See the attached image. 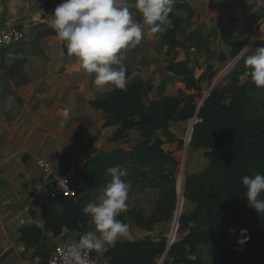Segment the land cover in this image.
I'll list each match as a JSON object with an SVG mask.
<instances>
[{
  "label": "crops",
  "instance_id": "obj_1",
  "mask_svg": "<svg viewBox=\"0 0 264 264\" xmlns=\"http://www.w3.org/2000/svg\"><path fill=\"white\" fill-rule=\"evenodd\" d=\"M61 2L0 0V21L10 20L26 34L24 40L0 50V264H47L55 245L78 238L67 229L58 235L44 230L41 248H28L21 239L24 229L44 227L46 223L41 195H46L44 186L48 176L38 166L39 159L50 162L54 175L60 177L68 162H77L80 170L88 159L100 153L131 149L142 135L139 127H134L127 132V138L113 139L121 124L105 125L108 115L95 102L117 88L96 86L95 74L85 72L77 58L67 52L65 43L50 29L49 16ZM126 2L144 35L140 44L122 50L121 63L115 67H123L127 84L145 85L148 91L145 100L164 96L182 98L197 91L189 89L182 77L168 70V65L188 59V66L194 70L202 87L200 101L196 98L198 110L214 87L212 82L208 86L210 80L200 77L201 73L209 64L220 66L228 62L233 66L230 62L235 60L232 43L244 48L245 35L252 33L264 19V0H175L173 12L154 33L140 19L134 0ZM175 23L182 28L177 29L175 38L165 43L166 30L174 29ZM194 31L206 41L209 54L199 52L192 42ZM237 66L239 62L235 69ZM189 120L170 121L169 129L176 140L164 144L166 152L179 155L181 128L188 125ZM159 133L162 135V130ZM190 151L188 173L205 170L210 164L206 153L211 150L192 146ZM79 170L76 189L83 183ZM130 170L127 169L128 175L122 179H136L146 188L136 195L139 205L135 209L129 207L128 211H144L145 197L146 203L153 204L149 209L151 214L161 189L150 185L153 175L149 168L139 167L133 173ZM144 171H148L149 176ZM105 186L93 191L88 203L95 198L99 200ZM148 192L154 199L146 200ZM185 207V214L190 215L196 203L187 200ZM122 213L118 219L130 227L127 236L117 242L150 236L155 239L167 224V219L155 223L150 232L140 228L129 214ZM86 229L95 231V226L91 222ZM109 247L95 251L100 264H110V258L105 255Z\"/></svg>",
  "mask_w": 264,
  "mask_h": 264
},
{
  "label": "trees",
  "instance_id": "obj_2",
  "mask_svg": "<svg viewBox=\"0 0 264 264\" xmlns=\"http://www.w3.org/2000/svg\"><path fill=\"white\" fill-rule=\"evenodd\" d=\"M179 28H182L179 23H175L174 29L168 28L164 42L175 38ZM191 37L199 52L210 53L198 31ZM232 45V56L236 58L243 47ZM262 46L264 40L257 39L254 48ZM246 57L238 61L240 66L232 72L230 89L215 85L199 110L196 98L200 97L202 87L188 66V59L171 62L168 70L182 77L189 89L197 91L195 94L145 100L148 94L145 85L135 83L127 84L126 91L117 88L98 98L95 105L108 115L105 125L121 124L113 134L115 141L127 138V132L134 127L142 131L141 138L131 149H116L88 159L79 170L83 183L75 196L50 198L42 194L46 223L44 227L22 231L26 247L41 248L44 230L58 235L67 229L77 237L87 232L91 218L83 208L91 193L110 179L107 168L116 165L131 169L132 173L139 167L149 168L153 175L150 185L161 189L148 218L139 212L130 213L138 226L154 228L155 223L168 217L172 220L178 201L180 161L172 152L165 151L164 144L176 140L169 129L171 120L186 121L197 115L190 144L209 148L211 151L206 155L210 164L200 173H186L184 197L196 203V208L190 215L182 216L189 227L178 231L164 264H264V214L249 207L242 184L245 175L264 174V88H258L252 80L241 82L240 76L248 73ZM260 93L263 99L258 97ZM230 94L232 100L227 103ZM242 229L247 231L242 233ZM166 247L165 236L147 237L116 242L105 255L110 264H156ZM202 247H208L212 256L219 257L218 261L207 262Z\"/></svg>",
  "mask_w": 264,
  "mask_h": 264
},
{
  "label": "clouds",
  "instance_id": "obj_3",
  "mask_svg": "<svg viewBox=\"0 0 264 264\" xmlns=\"http://www.w3.org/2000/svg\"><path fill=\"white\" fill-rule=\"evenodd\" d=\"M174 3L175 0H134L140 19L154 33L173 12ZM49 17L50 29L65 43L67 52L77 58L85 72L95 74L96 86L112 85L127 90L126 72L115 66L121 63L122 50L140 44L144 32L126 0H62ZM244 63L251 80L258 88H264V46L248 55ZM106 171L110 179L99 201L89 202L83 208L95 231H87L63 245L70 264H89L90 252L114 246L128 234L130 225L118 219L128 207L132 186L122 179L128 171L120 165ZM242 184L249 207L264 214V174L245 175ZM182 194L184 197V186Z\"/></svg>",
  "mask_w": 264,
  "mask_h": 264
},
{
  "label": "rangeland",
  "instance_id": "obj_4",
  "mask_svg": "<svg viewBox=\"0 0 264 264\" xmlns=\"http://www.w3.org/2000/svg\"><path fill=\"white\" fill-rule=\"evenodd\" d=\"M261 27L262 26H260V23H259V25L256 26V28L253 30L252 33L245 35V37H244L245 39L244 40L246 41V43L244 45V49L242 50V51L248 50L245 56L251 55V54H253L256 51L255 48H254V43L256 42L257 39H263L264 40V31H262V33L257 37V32L260 30ZM238 61H239V59L238 60L232 59L230 62H232V64L234 63L233 66L229 65L228 62H227V64H223V65L221 64L220 66L218 64H209L207 66V68L201 73L200 77L206 78V80H208V81L210 80L209 81L210 83L208 84V86L212 82V87H213V85L214 86L215 85H220V86H222V87H224L226 89H230V79H231L230 77H231L232 72L234 70H237V69H235V64ZM198 74H199V72H198ZM240 79H241L242 83L251 81L248 73H246V75L243 76ZM208 86L205 89H207ZM210 89H211V87H210ZM209 90L207 91V93H209ZM258 97L263 99L262 94L258 95ZM198 99H199L198 101H200L201 97H198ZM231 100H232V98H231V94H230L228 96V99L226 100V102L229 103V102H231ZM262 108L264 109V103L262 105ZM186 132H187V123H186V125L183 128H181V133H182L181 145L178 148L179 150H177L178 153H179V155H177L179 157H177V158H179L180 164L178 165V170H177L178 179H177L176 186H177V194H178V199L179 200L177 201V210H175V212H174V214H176L175 223H174V218L172 220H171V217L166 218L167 219V224H165V230L164 231H160L159 234H157V236H156V238L165 236L166 240H167V243L169 241L170 235H171L170 239H173L176 234L178 235V233H177L178 227H179V230H184V231H186V229L189 227V224L182 220V216L187 211L186 207H185V204H186L187 200L185 199V197H183L182 191H183V186L185 185L186 173L190 172L189 168L187 167V164H188L189 154L191 152L190 149L192 148L190 143L189 144L186 143L185 145H183L184 142H185L184 139L186 137ZM186 148H188L187 162H185V155H186V152H187ZM144 172H147L146 175L149 176V172L148 171H144ZM182 179H184V181ZM124 180L126 181V179H124ZM127 182H129L132 187H131V190H130L129 195H128V200H127L128 207H127V210L125 212H123L122 214L123 215H128V214L130 215V213L139 212L140 214L143 215V218H145V219L148 218L149 214H150L149 213V209L151 208V206L153 204L150 203V202L146 203L145 197L143 198V200H144V202H145V204L147 206V207H145V210H146V211L144 210L145 212L144 211H134V210L128 211L129 207H132L133 209H135L137 207V205H139L138 202H137L138 199L136 198V195L140 191L141 192H143V191L145 192V188L146 187H144L143 184L140 183V181L139 182L136 181V179H133V180H129L128 179ZM178 190H179V192H178ZM150 198L154 199V196H152L151 192H148V194L146 196V200H148ZM98 201L99 200L98 199L96 200V198H95L93 202H98ZM174 217H175V215H174ZM140 228H145L146 230H148L150 232L152 230H154V228H152V227L149 228L148 225L147 226L144 225V226H142ZM172 228H173V230H172ZM171 231H172V234H171ZM177 235H176V239H177ZM201 253H202V256L204 257V259L207 262H209V263L217 262L218 259H219V257H214V256L211 255L210 250H209L208 247H202L201 248ZM160 260H162V264H164V262L166 260V257H162Z\"/></svg>",
  "mask_w": 264,
  "mask_h": 264
},
{
  "label": "built area",
  "instance_id": "obj_5",
  "mask_svg": "<svg viewBox=\"0 0 264 264\" xmlns=\"http://www.w3.org/2000/svg\"><path fill=\"white\" fill-rule=\"evenodd\" d=\"M260 26L262 27L257 32V37L262 33V31H264V19L260 22ZM25 38H26V34L24 32V29H22L21 27L15 26L13 22H11L10 20H5L3 22L0 21V50L10 48L14 44L24 40ZM247 51L248 50L241 51L242 53H240L235 59L240 60V58L246 55ZM197 121H198L197 116L189 120L188 125H187L186 137L184 139L185 142L183 145H185L186 143L189 144L191 142L192 136H193L194 125ZM186 151L187 152L185 155V162H187L188 148H186ZM37 164L43 170V172L48 176V179L45 182V186H44L45 188L44 191H45L46 196L50 198H58L59 196H75L77 194V189L74 186L75 181L77 180V177H78V170H79V166L77 162L75 161L68 162V166L65 169V173L60 177H58L57 175H54L55 172L53 171V168L50 162L44 159H39L37 161ZM182 180L184 181V179ZM174 215H175L174 217V223H175L176 214ZM178 230H179V227H178ZM178 230H177V233H178ZM171 234H172V231H171ZM176 235L174 236L173 239H170L171 238V235H170L166 250L164 254L161 256V258L167 256L170 247L176 241L175 240ZM65 242L55 245V247L51 251V255L47 261V264H70V260L67 257V254L64 251V247H63ZM88 256H89V264H100V258L95 253V251L90 252ZM160 259L158 260L159 263L157 262L158 264H162L163 259L162 260Z\"/></svg>",
  "mask_w": 264,
  "mask_h": 264
},
{
  "label": "water",
  "instance_id": "obj_6",
  "mask_svg": "<svg viewBox=\"0 0 264 264\" xmlns=\"http://www.w3.org/2000/svg\"><path fill=\"white\" fill-rule=\"evenodd\" d=\"M233 92H234V91H233ZM171 215H172V214H171ZM171 215H170V216H171ZM185 222H186V221H185Z\"/></svg>",
  "mask_w": 264,
  "mask_h": 264
}]
</instances>
